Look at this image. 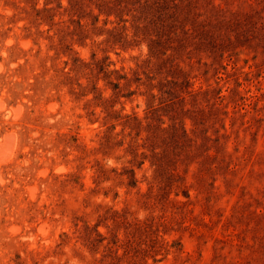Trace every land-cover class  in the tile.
Instances as JSON below:
<instances>
[{"label":"rangeland","instance_id":"1","mask_svg":"<svg viewBox=\"0 0 264 264\" xmlns=\"http://www.w3.org/2000/svg\"><path fill=\"white\" fill-rule=\"evenodd\" d=\"M0 102V264H264V0H0Z\"/></svg>","mask_w":264,"mask_h":264},{"label":"trees","instance_id":"2","mask_svg":"<svg viewBox=\"0 0 264 264\" xmlns=\"http://www.w3.org/2000/svg\"><path fill=\"white\" fill-rule=\"evenodd\" d=\"M161 1L162 2L171 1V2H173L175 8H177V9L180 7V4L183 3V1L187 2L189 5L192 3V0H161ZM165 11H166V8H165ZM158 18L160 21H162L164 16L161 14ZM199 32L200 31H196V34H198ZM181 34H183V36H187L188 32H183ZM201 35L202 34H199L198 36L200 37ZM183 36L178 34L175 37H172L169 33H164V34L156 33L155 35L152 34V36H151L152 37V44L156 45V48H152V52L159 50L158 51L159 54L160 53L166 54V51L163 50V48L165 47V44H170V47L172 46V48H173L172 50L175 52L178 49H180L182 51L181 47L184 44V37ZM172 43H177L178 46L174 47ZM179 58L180 57L175 56V53H172L167 57L166 61L174 62V61L178 60Z\"/></svg>","mask_w":264,"mask_h":264},{"label":"bare ground","instance_id":"3","mask_svg":"<svg viewBox=\"0 0 264 264\" xmlns=\"http://www.w3.org/2000/svg\"><path fill=\"white\" fill-rule=\"evenodd\" d=\"M0 106H2L1 102H0ZM13 142H14L13 141V136L12 135H8L7 138H6V141L4 143L0 144V152L2 153L1 156L9 154V152L11 151ZM13 149H14V147H13Z\"/></svg>","mask_w":264,"mask_h":264}]
</instances>
